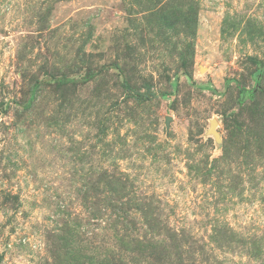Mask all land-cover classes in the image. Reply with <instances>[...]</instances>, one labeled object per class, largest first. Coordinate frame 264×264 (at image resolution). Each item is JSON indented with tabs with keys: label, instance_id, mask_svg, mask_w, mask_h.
<instances>
[{
	"label": "rangeland",
	"instance_id": "rangeland-1",
	"mask_svg": "<svg viewBox=\"0 0 264 264\" xmlns=\"http://www.w3.org/2000/svg\"><path fill=\"white\" fill-rule=\"evenodd\" d=\"M0 264H264V0H0Z\"/></svg>",
	"mask_w": 264,
	"mask_h": 264
},
{
	"label": "trees",
	"instance_id": "trees-1",
	"mask_svg": "<svg viewBox=\"0 0 264 264\" xmlns=\"http://www.w3.org/2000/svg\"><path fill=\"white\" fill-rule=\"evenodd\" d=\"M260 71H262V70H260ZM260 71H257V73H256V79H257V81H259V78L261 76V72ZM242 92H243V90H242ZM243 94H245V96H247L246 93H243Z\"/></svg>",
	"mask_w": 264,
	"mask_h": 264
}]
</instances>
